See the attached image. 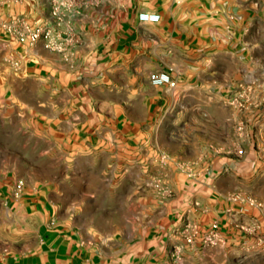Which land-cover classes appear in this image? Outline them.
<instances>
[{
	"label": "crops",
	"instance_id": "0c3cea01",
	"mask_svg": "<svg viewBox=\"0 0 264 264\" xmlns=\"http://www.w3.org/2000/svg\"><path fill=\"white\" fill-rule=\"evenodd\" d=\"M51 7L0 0V264H158L187 222L218 219L234 231L225 203L202 194V171L165 166L168 193L134 187L129 197L126 188L172 152L151 126L171 88L153 85L152 73L170 72L183 93L249 89L264 106V0H78L59 24ZM146 11L161 20L142 22ZM19 20L71 42L64 52L21 43L4 27ZM180 146L190 151L189 141ZM116 181L109 232L118 235L99 236L106 231L77 221L92 214L81 201L110 199Z\"/></svg>",
	"mask_w": 264,
	"mask_h": 264
},
{
	"label": "rangeland",
	"instance_id": "374dc122",
	"mask_svg": "<svg viewBox=\"0 0 264 264\" xmlns=\"http://www.w3.org/2000/svg\"><path fill=\"white\" fill-rule=\"evenodd\" d=\"M250 91L206 88L183 93L177 86L165 93L169 103L157 111V119L151 126L158 130L163 145L172 152L158 153L159 163L143 170L140 185L127 186L128 196L133 195L134 187L146 194L154 188L168 193L169 184L164 182V177L170 170L165 166H174L173 172L184 171L192 178L194 173L202 171L207 182L202 194L207 199L219 198L224 202L237 227L234 231H224L222 222L216 219L213 222L220 224L221 234L218 244L200 243L191 248L183 239L169 249L165 260L158 264H264V106L260 104V97ZM3 131L4 126L0 123V135ZM0 139L6 141L4 136ZM16 139L19 138L15 137L13 141ZM183 139L190 143L188 152L181 149ZM219 140L221 151L215 152L213 146ZM189 162L200 170L191 167ZM116 182L110 186V199L81 201L82 207L92 214L78 217L77 221L104 229L106 232L99 236L118 235L109 232L118 221L116 212L120 202L116 197L122 195L123 188L119 181ZM103 187L99 186L100 189ZM133 200L131 198L127 203L131 204ZM187 224L202 229L209 225ZM247 228L252 229L247 231ZM179 246H182V253L177 256L174 250Z\"/></svg>",
	"mask_w": 264,
	"mask_h": 264
},
{
	"label": "built area",
	"instance_id": "2783aa9c",
	"mask_svg": "<svg viewBox=\"0 0 264 264\" xmlns=\"http://www.w3.org/2000/svg\"><path fill=\"white\" fill-rule=\"evenodd\" d=\"M77 2L78 0H51V13L58 24L66 14L75 9ZM153 16L158 17V19H152ZM139 19L142 22L155 23L161 20V14L150 11L141 12L139 14ZM4 27L9 32L16 34L21 43L30 46L43 40L46 48L57 52H64L66 51V44L71 42V39L63 38L60 34L56 33L51 25L32 24L26 20H19L17 22L6 23ZM150 81L155 86L167 85L171 89L178 86L177 80L167 71L152 73L150 75ZM24 187V181L18 180L15 183V195L20 196ZM257 206L261 207L260 205ZM242 228L244 227L242 226ZM250 229L247 228L246 230L248 231ZM181 234L184 239V244L191 248L200 243L215 245L221 241L220 224L218 222H213L204 229L187 224L181 231ZM181 253L182 246L176 247L174 254L179 256Z\"/></svg>",
	"mask_w": 264,
	"mask_h": 264
},
{
	"label": "clouds",
	"instance_id": "9594fccd",
	"mask_svg": "<svg viewBox=\"0 0 264 264\" xmlns=\"http://www.w3.org/2000/svg\"><path fill=\"white\" fill-rule=\"evenodd\" d=\"M152 19H158V17L153 16Z\"/></svg>",
	"mask_w": 264,
	"mask_h": 264
}]
</instances>
